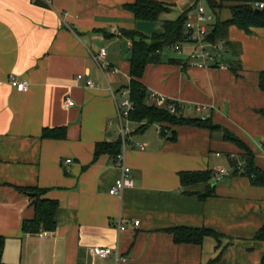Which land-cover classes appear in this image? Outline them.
<instances>
[{"label": "crops", "instance_id": "crops-1", "mask_svg": "<svg viewBox=\"0 0 264 264\" xmlns=\"http://www.w3.org/2000/svg\"><path fill=\"white\" fill-rule=\"evenodd\" d=\"M135 1L0 0V236L7 264H261L264 241L255 235L264 223V185L234 172L231 161L244 164L243 150L221 129L186 124L163 134L160 124L139 129L130 117L120 152L134 185L110 193L121 166L108 151L96 158L95 151L121 139L117 102L131 82V40L123 30L151 35L184 12L197 21L200 3L213 14L210 32L216 22L206 0H158L169 7L158 20L136 18L126 7ZM220 16L230 17L229 8ZM228 38L227 45L206 37L222 43L221 66L193 63L195 43L185 42L162 50L141 81L150 104L164 107L155 93L181 103L184 116L211 119L245 141L264 170V28L231 25ZM102 48L105 66L96 58ZM11 74L27 80V90L16 89ZM67 97L74 105L65 106ZM187 170H211L212 177L184 185L180 172ZM209 187L213 194L203 197ZM38 191L57 202L54 224L30 231L24 223L35 216ZM175 227L222 236L179 241ZM95 246L118 249L124 259L95 256Z\"/></svg>", "mask_w": 264, "mask_h": 264}, {"label": "trees", "instance_id": "trees-1", "mask_svg": "<svg viewBox=\"0 0 264 264\" xmlns=\"http://www.w3.org/2000/svg\"><path fill=\"white\" fill-rule=\"evenodd\" d=\"M264 0H206L207 5L216 15V22L209 34V39L213 42L222 41L227 45L230 43L228 38L229 27L237 25L244 29L251 26L264 28V6L259 7V3ZM136 18L145 20H158L160 15L169 11V7L158 0H136L126 5ZM223 8H229L231 16L222 19L220 12ZM188 15L182 13L177 19L164 20L162 31L146 35L136 29H125L122 34L131 40V82L130 91L131 98L135 104V110L131 114V119L137 121L139 129H144L151 124H160L162 133L165 134L168 128H174L177 125H198L208 127L210 129H221L224 131L225 137L236 143L243 152L241 156L244 158V164L238 161H231L234 172L247 175L251 182L257 185H264V170L256 165L253 150L231 131L223 128L219 124H214L211 119H203L200 117H187L180 113H171L165 107L148 102V93L143 86L141 77L144 69L149 63H157L161 61V51L166 47L181 45L185 42H191L190 33L186 28ZM260 86L264 90V71L261 73ZM64 128V127H62ZM54 130V129H52ZM46 128L44 134H49ZM121 139L115 142H100L97 144L95 158L103 151H108L115 158L121 151ZM212 177L211 170H195L180 172L181 182L184 185L193 184L201 181H209ZM210 185V184H209ZM214 189L209 187L203 197L213 194ZM41 195L38 191V201L35 204L36 213L34 218L25 220L24 229L37 231L41 227L52 228L54 224V211L57 202L54 200L39 198ZM175 238L179 241L201 243L206 236H214L220 240L222 234L207 227H175ZM256 238L264 241V223L257 231ZM4 237L0 236V264H7L2 260V252L4 248ZM264 264V255L261 261Z\"/></svg>", "mask_w": 264, "mask_h": 264}, {"label": "built area", "instance_id": "built-area-1", "mask_svg": "<svg viewBox=\"0 0 264 264\" xmlns=\"http://www.w3.org/2000/svg\"><path fill=\"white\" fill-rule=\"evenodd\" d=\"M259 7L264 6V2L258 4ZM196 13H197V21H191L187 20L186 22V28L190 33V37L192 41L195 43V48L194 50L190 53V59L192 60L193 63L199 65V66H204L208 67L209 65H223L221 62L220 58V53L223 51V45L222 43H209L206 40V37L209 36V29L206 27L204 22L209 21L210 19L213 18V14L209 13L208 8L204 4H198L196 7ZM106 55V49L102 48L97 60L98 62L105 66V64L101 63V59ZM82 75L79 74L78 78H81ZM10 82L11 84L18 89L19 91L27 90L29 86V82L25 79H18L16 75L11 74L10 76ZM88 85H93V81L91 79L87 80ZM151 97L153 99H157V103L159 105L164 106L169 112L171 113H178L182 108V104L179 103L176 100L169 99L166 96H156L155 93L151 94ZM74 100L70 97H67L65 100V106L69 107L74 105ZM117 107H118V113H117V118L116 121L120 126V135L122 142L125 143L127 140V136L130 133L129 127L125 123L127 121L132 112L135 110V104L134 101L131 98V93L130 89L126 88L122 91V99L117 102ZM114 120H111L110 124H113ZM142 148L145 147V144L141 146ZM71 159H68L67 161H70ZM117 162L121 166L122 169V174L120 177H118L115 180V184L111 187L110 193L111 194H119L121 191H123L124 188L133 186L134 185V180L130 176L131 172V167L126 163L125 160V155L120 152L117 155ZM239 168H241V165H239ZM219 176L217 177L220 179L222 175H225L226 172H220L218 173ZM135 224H139V220L134 221ZM120 229L124 230L126 229L125 224L120 225ZM92 253L95 256L101 257V258H106L109 256H114L117 260L118 259H124L118 251V249H115L113 247L109 246H95L92 247Z\"/></svg>", "mask_w": 264, "mask_h": 264}, {"label": "rangeland", "instance_id": "rangeland-1", "mask_svg": "<svg viewBox=\"0 0 264 264\" xmlns=\"http://www.w3.org/2000/svg\"><path fill=\"white\" fill-rule=\"evenodd\" d=\"M172 16H173V15H167V17H168L169 19L174 18V17H172ZM204 24L206 25L207 28H209V25H208L209 22H208V21H207V22H204ZM153 27H154V29H157V28L155 27V25H154ZM150 34H152V32H150ZM150 128L156 130L157 126H156V125H152V126H150Z\"/></svg>", "mask_w": 264, "mask_h": 264}, {"label": "water", "instance_id": "water-1", "mask_svg": "<svg viewBox=\"0 0 264 264\" xmlns=\"http://www.w3.org/2000/svg\"><path fill=\"white\" fill-rule=\"evenodd\" d=\"M33 194H34V193H33ZM32 203H35V200H34Z\"/></svg>", "mask_w": 264, "mask_h": 264}]
</instances>
